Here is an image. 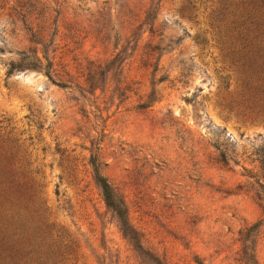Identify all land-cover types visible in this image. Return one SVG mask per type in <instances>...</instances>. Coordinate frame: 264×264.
<instances>
[{"label":"rangeland","instance_id":"rangeland-1","mask_svg":"<svg viewBox=\"0 0 264 264\" xmlns=\"http://www.w3.org/2000/svg\"><path fill=\"white\" fill-rule=\"evenodd\" d=\"M257 3L0 0V191L12 210L40 193L57 264H243L245 248L264 264ZM33 55L50 78L16 68Z\"/></svg>","mask_w":264,"mask_h":264},{"label":"trees","instance_id":"trees-1","mask_svg":"<svg viewBox=\"0 0 264 264\" xmlns=\"http://www.w3.org/2000/svg\"><path fill=\"white\" fill-rule=\"evenodd\" d=\"M257 4L259 6L254 5L253 10L257 15L260 13L259 10H262L259 17L262 18V27H264V0H258ZM254 12H249L247 19L242 23L243 26L250 23L249 19L253 18L256 21ZM262 36L264 38V29ZM237 37L240 40L244 37L247 38V31L238 33ZM261 52L264 55V49H261ZM24 66L29 69L43 70L48 76V66L44 67L34 55L31 58V63H20L16 68L20 69ZM91 165L105 205L119 219L123 236L140 248L138 233L130 226L124 201L112 185L100 175L95 159H92ZM259 186L264 195V185ZM26 190L14 194V196L18 195L17 200L19 201V208L16 210H12L14 204L10 202V193L7 195L8 191H0V264H57L62 257V250L68 247L62 245L61 236L57 233L55 236L53 235L54 227L52 224H48L45 219L46 210L38 197L40 193L33 189ZM261 209L264 213L263 206ZM252 236L249 234L244 241L247 242ZM248 250L253 251L245 248L242 263L256 264L253 255H250ZM153 262L161 264L156 260Z\"/></svg>","mask_w":264,"mask_h":264}]
</instances>
